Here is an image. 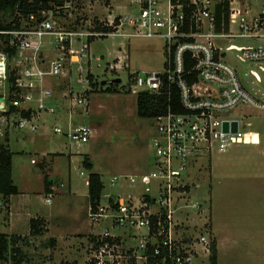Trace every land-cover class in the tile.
Returning a JSON list of instances; mask_svg holds the SVG:
<instances>
[{
	"label": "built area",
	"instance_id": "1",
	"mask_svg": "<svg viewBox=\"0 0 264 264\" xmlns=\"http://www.w3.org/2000/svg\"><path fill=\"white\" fill-rule=\"evenodd\" d=\"M131 2L136 5L132 14L108 13V18L97 19V26L91 24L87 30L64 28L54 19L60 9L70 6V0L42 10L40 20L31 14L21 20L19 27L0 30L8 35V45L16 48L11 58L0 49V60L4 64V69H0V112L8 108L9 59L14 61L10 71L15 75V89L9 103L16 108L9 115V122L19 116L17 125L24 127L32 120L34 112L54 113V106L45 102L52 90L41 88V82L45 76L62 73L67 55L69 63H76L79 61L76 53L89 49L87 43L80 44L78 49L72 48L74 38L86 36L87 42L108 35L127 39L161 38L163 71L129 73L128 89L136 98L142 91L160 93L163 89H167L170 97L174 89L179 110L169 106L166 112L151 118L156 134L152 138L153 169L140 176H124L131 183L139 179L144 192L117 195L115 204L109 195L106 203L99 200L94 208L89 206L90 226L95 228L104 220L109 221V226L92 232L87 238L84 264H191L201 251L209 252L210 240L202 232L187 231L189 222L175 217L185 206L202 209L197 200L190 204L180 201L189 193L184 179L189 175V168L195 167L202 157L210 158L215 152H226L234 144L245 143L250 131L241 129V121L235 117L237 108L247 104L264 109V95L259 97L249 90L232 60L235 55L239 62L255 64L264 72V0ZM98 26L101 29H96ZM49 34L54 35L52 45L57 51L51 61L45 59L42 50L44 37ZM239 39H254L259 43L241 44ZM117 59L110 68L129 67L127 57L121 62L119 57ZM244 75L257 83L262 81L255 69ZM84 101L76 99L77 104L87 106ZM22 110L29 111L30 116H23ZM234 120L238 122L236 132L232 131ZM29 126L32 131L37 130L36 124ZM54 131L62 132L58 126ZM65 134L79 144L88 142L92 130L80 125L69 128ZM117 181V177L112 178V182ZM152 189L155 193H151ZM52 195V190L45 194V203H50ZM115 229L121 232L116 233Z\"/></svg>",
	"mask_w": 264,
	"mask_h": 264
},
{
	"label": "rangeland",
	"instance_id": "2",
	"mask_svg": "<svg viewBox=\"0 0 264 264\" xmlns=\"http://www.w3.org/2000/svg\"><path fill=\"white\" fill-rule=\"evenodd\" d=\"M70 1V6L60 9L54 19L64 28L78 30L90 29L91 24L97 26V19L108 18V13L115 16L120 13L132 14L136 9L135 3L131 0ZM114 8L117 10L113 11ZM13 16L14 14L9 12L0 14L1 20L6 23L12 21ZM53 38L52 34L44 37L42 50L47 61L57 56V51L52 45ZM83 43L89 44V49L84 50L82 54L76 53L79 57L78 62L69 63L70 57L67 55L62 73L45 76L41 82V88L52 90L51 97L45 102L54 106V113L45 110L34 112L32 120L24 127L17 125L19 116L10 121L8 127L0 125V142H5L4 139L8 136L5 143L13 153L14 184L22 189L25 187L31 194V212L47 213L51 208L58 212L57 218H49V229L45 221L43 227L45 230L41 234L27 232L10 245L8 259L13 253L11 248L18 247L23 256L22 264H84L87 238L92 231L85 212L87 206L85 180L88 179L90 171L82 164L85 155L93 165L92 172L98 173L103 182L100 196L102 203L107 202L109 195L126 196L144 192V185L139 179L131 183L124 176L130 174L140 176L149 173L154 167L155 152L152 138L156 135L155 127L151 118L137 114L136 94L128 89V75L137 71L162 72L163 40L154 37L127 39L108 35L95 37L87 42V37L82 36L80 39L74 38L71 47L78 49ZM238 43L259 42L254 39H239ZM122 44L129 67L113 70L110 66L117 62L115 55L116 52H121ZM2 46L0 40V47ZM232 60L237 70L241 71L249 90L259 97L264 95V72L255 64L239 62L235 55L232 56ZM13 64L14 61L9 59L8 70H11ZM0 69H4L1 60ZM250 69L258 71L262 78L261 83L244 75V72H249ZM88 72L93 75V82H97L98 85L91 87L93 90L85 92L89 84L86 79ZM115 77L121 78V82H112ZM102 80H106V83L101 84ZM107 87L115 91H106ZM37 90H40V87ZM77 98L85 99L87 106L85 103L77 104ZM33 105L36 106L35 103ZM235 111V117L241 121V129L256 131L260 143L234 144L226 152H215L210 158L199 159L195 167L189 168V175L184 179L188 182L189 193H185L180 201L190 204L197 200L202 209L185 206L182 211L176 212L175 217L189 222L190 226L185 228L187 231L195 234L202 232L209 236L210 242L214 240L213 217L217 226L228 225L230 236L237 241L232 239L231 244L227 246L230 249L221 252L219 264H254L260 259L264 249V109L246 104ZM246 122L251 124L248 126ZM31 123L36 124V131L30 128ZM80 125L91 127L92 134L88 142L77 144L70 140L65 132ZM55 126L62 132L54 131ZM47 151L77 152L72 161L71 173L73 185L79 194L78 204L73 203L74 208L68 209V205L64 204L68 200L58 194H55L53 205L52 200L49 204L43 203L44 194H41L39 189L41 156L37 153ZM31 158H34L36 163H31ZM56 167L59 173L62 171L63 174L65 160L58 161ZM114 177L118 178L117 183L112 182ZM155 191L152 189L151 193ZM8 203V200L0 199L3 208L0 211V220L5 216L4 208ZM191 217L193 219L189 220ZM107 222L109 221L104 220L92 232L109 226ZM86 229L88 232L85 234ZM0 231L6 229L0 226ZM113 231L121 232L120 229ZM252 233L255 234L253 244L245 239ZM51 239L55 240L54 244L51 243ZM251 247L255 248V251H251L253 255L247 254ZM208 253L201 251L191 264H209Z\"/></svg>",
	"mask_w": 264,
	"mask_h": 264
},
{
	"label": "trees",
	"instance_id": "3",
	"mask_svg": "<svg viewBox=\"0 0 264 264\" xmlns=\"http://www.w3.org/2000/svg\"><path fill=\"white\" fill-rule=\"evenodd\" d=\"M64 0H0V14L4 12H9L14 14L12 21L4 22L0 18V30H11L17 28L21 24V20L27 18L29 15L34 14L37 20L42 18L41 11L53 9L55 6H58L60 2ZM96 29H101V26L96 27ZM0 40L3 44L1 50L7 53L8 57L11 58L15 52L16 48L8 45V35L0 33ZM86 79L90 86V91L93 90L91 87L98 85L97 82H93V75L87 73ZM8 83V96L6 99L7 110L0 112V125L5 127L9 126V115L16 110L9 102L13 98V91L15 89V75L14 71L8 72L7 75ZM88 90V91H89ZM106 91L113 92L115 90L107 87ZM87 91V90H86ZM85 91V92H86ZM167 89H163L160 93H150L147 91H142L137 95V114L141 117L152 118L156 115L164 113L167 111L169 106H172L173 110H179L177 107L178 95L174 89H171L172 96H168L166 93ZM23 116L29 117V111H21ZM8 141V137L4 139ZM5 142H0V199H7L10 195L17 194L18 187L14 184L12 178V156L13 153L8 148V145ZM82 164L87 169L91 170L93 165L87 155L84 156ZM50 179L46 177L44 181V190L45 192H50L51 186ZM88 197L89 205L91 208H94L101 196V191L103 189V182L101 177L96 172H90L88 175ZM115 196H110V200L114 202ZM116 202H114L115 204ZM30 234H41L45 229L44 224L45 220L43 218H31L30 219ZM20 238V235L16 234H5L0 232V264H22L23 256L18 247L11 248V256H7L9 252L10 245L17 241ZM52 244L55 243L54 239L50 240ZM8 260L10 263H8ZM209 261L210 264H217V247L216 241L212 240L210 242L209 250Z\"/></svg>",
	"mask_w": 264,
	"mask_h": 264
},
{
	"label": "crops",
	"instance_id": "4",
	"mask_svg": "<svg viewBox=\"0 0 264 264\" xmlns=\"http://www.w3.org/2000/svg\"><path fill=\"white\" fill-rule=\"evenodd\" d=\"M116 10H117L116 8L113 9V11H116ZM122 46L123 44L120 46L121 52L118 51L116 52V55H115V59L119 57L120 62L124 61V58L127 57L124 51L122 50ZM87 86L88 87L86 88V90L88 91L89 84ZM136 103H137V99H136ZM37 154L41 156L40 157L41 158L40 159L41 161L40 162L41 184H40L39 189H40V192H42L41 194H44L43 199H42L43 203H45L44 197H45V194L47 193L44 190V187H45L44 181L47 177L48 179H50V182L52 183L51 186L49 187L53 193L52 198H51L52 200L51 204L53 205V201H54L53 199L55 197V194H58L60 195V197H64L65 200H68L64 202V204L68 205V209H71L72 207L74 208L73 203L78 204L77 198L79 194L77 193V190L75 189L73 185V180L71 179V173H72V161L75 158V155L77 154V152L70 151L69 153H65L63 151H56V152L47 151V152H41ZM83 158H82V161H83ZM32 159L34 158H31V163H36V162H32ZM62 160H65V169H64L63 174H61L62 171L59 173V169L56 167V165L58 164V161H62ZM90 172H92V169L89 171V173ZM87 181L88 179L85 180L86 185H87ZM16 186L18 187L19 192L17 194L10 195L7 199H5V200H8L9 203L4 208L5 216L3 220H0V226L6 229V231H0V232L5 233L7 235L16 234V235L23 236L25 233L27 232L29 233L30 231V224H29L30 219L36 218V217L43 218L46 221V224H47L46 227L49 229V222H50L49 218L58 217L57 215L58 212L56 211V209L51 208L49 211H47V213H39V212L32 213L31 212L32 210L30 209L31 201H32L31 194L27 192L28 190L25 189V187L22 189L19 185H16ZM85 198L87 202L85 212L87 215L89 206H90L89 197H88V186H87V195H85ZM2 210L3 208L1 207V204H0V211ZM212 212H213V209H212ZM212 217H213V214H212ZM192 219L193 218L191 217V219L189 220H192ZM89 227L91 228L92 231L94 230L93 227L91 226ZM219 227L220 226H217L214 223V217H213L212 218V237L216 241L217 264H219L221 252L222 251L226 252L228 249H230L227 246L231 244V241L233 239V237L230 236L231 232H229L230 230L228 228V225L222 226L220 228ZM86 232H88V229H86L85 234ZM249 236H250L249 238H245V239L248 240L251 244H253L255 242V234L252 233ZM233 240L237 241V239H233ZM234 244H236V242H234ZM252 250L255 251V248L251 247L250 250H248L247 254L253 255L251 254L253 253L251 252ZM207 256L209 259V253ZM263 262H264V249L262 250L260 259L255 261L254 264H264ZM209 264H210V261H209Z\"/></svg>",
	"mask_w": 264,
	"mask_h": 264
},
{
	"label": "bare ground",
	"instance_id": "5",
	"mask_svg": "<svg viewBox=\"0 0 264 264\" xmlns=\"http://www.w3.org/2000/svg\"><path fill=\"white\" fill-rule=\"evenodd\" d=\"M0 78H1V76H0ZM245 143L246 144H249V143H251V144H258V143H260L259 134L256 131H253V132L250 131V133L249 134L247 133V135H246Z\"/></svg>",
	"mask_w": 264,
	"mask_h": 264
},
{
	"label": "water",
	"instance_id": "6",
	"mask_svg": "<svg viewBox=\"0 0 264 264\" xmlns=\"http://www.w3.org/2000/svg\"><path fill=\"white\" fill-rule=\"evenodd\" d=\"M113 82L115 83H120L121 79L119 77L117 78H113L112 79ZM106 80H102L101 84H105ZM0 100H2V96L0 95ZM237 127H238V122L236 120H234L232 122V131H237ZM224 129H227V122H224Z\"/></svg>",
	"mask_w": 264,
	"mask_h": 264
}]
</instances>
